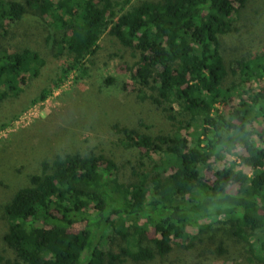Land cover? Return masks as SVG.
<instances>
[{
  "label": "trees",
  "instance_id": "trees-1",
  "mask_svg": "<svg viewBox=\"0 0 264 264\" xmlns=\"http://www.w3.org/2000/svg\"><path fill=\"white\" fill-rule=\"evenodd\" d=\"M21 2L0 0V39L33 10L57 31L64 60L34 104L45 102L72 73L86 76L106 35L132 52L137 99L161 110L175 132L152 136L111 126L118 146L137 156L132 183L104 154L43 161L41 174L0 206L7 223L2 240L12 254L0 262H149L176 248L191 250L218 224L264 264V51L228 62L222 44L238 30L250 0ZM44 66L35 51L23 54L0 43V107L22 93L26 75L37 78ZM213 169V179L207 178L205 171ZM214 253L225 258L224 244Z\"/></svg>",
  "mask_w": 264,
  "mask_h": 264
},
{
  "label": "rangeland",
  "instance_id": "rangeland-1",
  "mask_svg": "<svg viewBox=\"0 0 264 264\" xmlns=\"http://www.w3.org/2000/svg\"><path fill=\"white\" fill-rule=\"evenodd\" d=\"M236 25L238 30L222 40L228 62L264 51V0H250ZM59 41L57 31L33 10L27 11L17 24L8 26L6 40L0 39L4 46L22 50L23 54L30 49L45 60L39 76L26 75L22 93L7 99L0 107V206L9 202L18 189L28 186L30 176L41 174L43 161L52 162L65 154H104L122 166L121 179L125 183L136 181L132 168L136 166L137 156L125 153L118 146L117 137L111 131L113 124L135 127L152 136L175 132L161 110L150 101L137 99L129 71L132 52L106 35L86 76L72 73L45 102L34 104L42 90L55 81L64 63L58 56ZM109 78L114 82L107 85L105 80ZM235 105L233 101L231 106ZM222 164H216L215 169ZM215 169L206 170L205 176L213 179ZM244 170L250 173L249 169ZM79 228L76 226L74 230ZM6 232L7 223L0 209V256L11 259L12 254L2 240ZM226 233L217 224L212 231L200 235L191 250L176 248L165 258L143 263L126 260L125 264H259L251 259L246 244ZM147 235L149 240L156 238L153 229H148ZM219 242L227 250L225 258L215 256ZM117 246L123 247L122 242Z\"/></svg>",
  "mask_w": 264,
  "mask_h": 264
}]
</instances>
